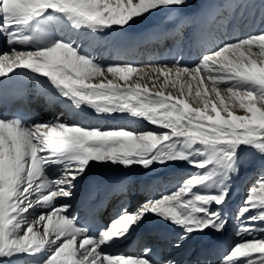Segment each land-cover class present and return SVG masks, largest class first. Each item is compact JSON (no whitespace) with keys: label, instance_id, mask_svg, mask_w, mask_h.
<instances>
[{"label":"snow or ice","instance_id":"obj_1","mask_svg":"<svg viewBox=\"0 0 264 264\" xmlns=\"http://www.w3.org/2000/svg\"><path fill=\"white\" fill-rule=\"evenodd\" d=\"M192 5L0 0V87L34 79L67 109L51 120L0 110V264H182L171 253L196 256L192 246L209 236L229 244L216 264H264V0L240 5L260 11L258 30L241 35L221 22L191 63L179 48L170 62L143 67L103 63L92 50L97 37L155 17H174L179 36ZM92 113L126 124L92 126ZM107 164L126 171L111 181L91 175ZM245 169L257 176L233 212L232 185ZM135 171L146 177L143 199L121 204L94 231L77 218L78 191L85 203L100 191L128 196ZM149 221L161 226L160 242L125 252Z\"/></svg>","mask_w":264,"mask_h":264},{"label":"bare ground","instance_id":"obj_2","mask_svg":"<svg viewBox=\"0 0 264 264\" xmlns=\"http://www.w3.org/2000/svg\"><path fill=\"white\" fill-rule=\"evenodd\" d=\"M241 1L202 0L198 2L195 7L186 10L189 14V19L180 26L181 34L179 36L173 34L178 23L174 17H155L133 25L123 35L113 34L102 38L97 37L100 43L98 46H94L92 50L103 63L127 62L143 67L165 60L170 62L179 48L183 54V59L191 63L201 52L205 51L206 47L212 46V39L219 30L221 22L226 23L231 20L241 35L247 34L249 30L256 31L259 29L261 22L255 24L256 14H249V11H251L249 7L243 11L244 7H239ZM187 27L188 31L186 32L185 28L187 29ZM149 33H153V35L150 37L147 35ZM161 36H163L162 39L160 38ZM2 50H4V44L3 41H0V51ZM43 79L41 78V80ZM29 84L30 87L25 97L27 103L32 106L34 113L39 118L51 120L54 115H60L62 112L67 111L65 103L56 102L50 104L47 99L48 94H42L41 85L36 80L29 79ZM0 110L4 111L1 106ZM87 111L91 113L90 109ZM237 112L242 114L238 109ZM88 119L92 126L104 128L124 126L126 124L125 120L99 117L94 113ZM143 123L146 124V122ZM128 126L139 129L142 125L137 123ZM148 127L153 126L149 125ZM125 171L110 164L95 165L92 168L91 175L99 181H111L123 175ZM166 179V177H161L155 182L153 187L165 182ZM145 181L146 177L142 175L141 171L129 172L130 195L105 198V193L100 191L94 201L87 203H85L83 196L78 191L76 197L71 201L73 211L78 219L84 221L88 216L89 210L102 203L101 219L104 224L116 214L121 204L130 206L136 200L144 197L142 190L145 187ZM133 187L135 190H133ZM241 191L240 184L232 191L233 212L241 201ZM63 202H65V198H57L55 201L56 204ZM233 223L235 224V221ZM160 231V225L149 221L148 224L137 229L123 250L128 253H135L145 246H155L160 242ZM231 233L232 229H229L230 237ZM231 239L235 238L231 237ZM192 247L199 253L198 255L190 256L183 252H173L171 255L181 261L182 264H187V262L196 259H208L212 261V264H216V261L227 250L229 244L217 240L215 236H209ZM166 255L168 254L166 253Z\"/></svg>","mask_w":264,"mask_h":264},{"label":"rangeland","instance_id":"obj_3","mask_svg":"<svg viewBox=\"0 0 264 264\" xmlns=\"http://www.w3.org/2000/svg\"><path fill=\"white\" fill-rule=\"evenodd\" d=\"M200 1H202V0H193V3H195V4H193L192 5V7H195L196 6V4H198V2H200ZM241 3H242V1L240 2V5H241ZM240 8H243V7H241V6H239ZM247 7H244L243 8V11H245V9H246ZM250 8V7H249ZM250 10L251 11H249V14H256V18H255V24L256 23H260L261 22V13H260V11L258 10V9H256V8H250ZM257 21H259V22H257ZM185 31L187 32L188 31V27H187V29L185 28ZM163 78H161V80H162ZM168 90H172L171 88H169ZM194 106H199V105H195L194 104ZM55 114V113H54ZM256 176H257V172H256V170L255 169H245L242 173H241V175L239 176V178L238 179H236L235 180V182L233 183V185H232V191H234L235 190V188H236V186L238 185V184H240L241 185V192H242V198L244 197V195H245V193H246V191H247V189H248V187L251 185V183L256 179ZM134 188V187H133ZM133 190H135V188L133 189ZM144 197H142L141 199H143ZM242 198H241V201L238 203V205H240L241 203H242ZM140 199V200H141Z\"/></svg>","mask_w":264,"mask_h":264}]
</instances>
